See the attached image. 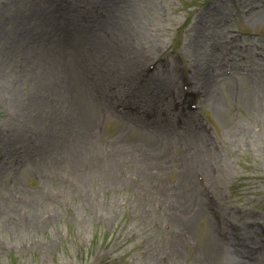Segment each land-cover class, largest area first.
Masks as SVG:
<instances>
[{
  "label": "rangeland",
  "instance_id": "obj_1",
  "mask_svg": "<svg viewBox=\"0 0 264 264\" xmlns=\"http://www.w3.org/2000/svg\"><path fill=\"white\" fill-rule=\"evenodd\" d=\"M218 238L264 264V0H0V264Z\"/></svg>",
  "mask_w": 264,
  "mask_h": 264
},
{
  "label": "bare ground",
  "instance_id": "obj_2",
  "mask_svg": "<svg viewBox=\"0 0 264 264\" xmlns=\"http://www.w3.org/2000/svg\"><path fill=\"white\" fill-rule=\"evenodd\" d=\"M242 237V236H241ZM219 243L217 244L215 241V245L216 246H220L218 249V253L220 254V256L222 257L221 260L223 261V264H248L249 262L246 260H242V256H249L251 257L252 255V248H249L246 245L245 240H238L243 241L244 248L241 250H239L238 248H229V249H223V244H226L224 239H219L218 238ZM242 254V255H241Z\"/></svg>",
  "mask_w": 264,
  "mask_h": 264
}]
</instances>
